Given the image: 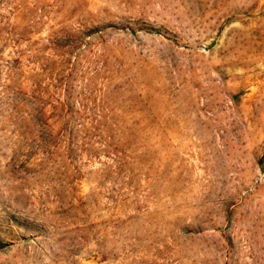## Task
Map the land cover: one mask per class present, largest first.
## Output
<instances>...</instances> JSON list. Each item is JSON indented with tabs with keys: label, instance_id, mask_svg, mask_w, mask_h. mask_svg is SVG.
<instances>
[{
	"label": "rangeland",
	"instance_id": "1",
	"mask_svg": "<svg viewBox=\"0 0 264 264\" xmlns=\"http://www.w3.org/2000/svg\"><path fill=\"white\" fill-rule=\"evenodd\" d=\"M0 264H264V0H0Z\"/></svg>",
	"mask_w": 264,
	"mask_h": 264
}]
</instances>
